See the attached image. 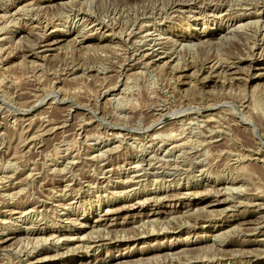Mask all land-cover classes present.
Wrapping results in <instances>:
<instances>
[{
	"label": "rangeland",
	"instance_id": "374dc122",
	"mask_svg": "<svg viewBox=\"0 0 264 264\" xmlns=\"http://www.w3.org/2000/svg\"><path fill=\"white\" fill-rule=\"evenodd\" d=\"M203 2L0 0V264H264V0Z\"/></svg>",
	"mask_w": 264,
	"mask_h": 264
},
{
	"label": "bare ground",
	"instance_id": "6f19581e",
	"mask_svg": "<svg viewBox=\"0 0 264 264\" xmlns=\"http://www.w3.org/2000/svg\"><path fill=\"white\" fill-rule=\"evenodd\" d=\"M46 1H48V2H55V0H46ZM207 1H209V0H207ZM210 1L213 2V1H215V0H210ZM175 2H176V0H175ZM178 2H179V1H178ZM178 2H177V3H178ZM204 2H205V0H204ZM204 2H203V4H204ZM209 3H211V2H209ZM216 3H217V1H216ZM216 3H214V4L216 5ZM220 3H221V0H220ZM220 3H219V5H221ZM223 3H224V2H223ZM227 3H228V2H227ZM227 3H226V1H225L224 4L227 5ZM56 4H57V3H56ZM145 4H146V3H145ZM23 5H24V4H23ZM173 5H174V4H173ZM200 5H202V4H200ZM207 5H208V4H207ZM210 5H211V4H210ZM212 5H213V4H212ZM228 5H229V4H228ZM231 5H232V4H231ZM231 5H230V6H231ZM243 5H244V4H243ZM174 6H175V5H174ZM179 6H180V4H179ZM198 6H199V5H198ZM198 6H197V7H198ZM202 6H204V5H202ZM205 6H206V5H205ZM230 6H229V7H230ZM144 7H145V6H144ZM199 7L201 8V6H199ZM213 7H214V6H213ZM215 7H216V6H215ZM173 8H174V7H173ZM207 8H208V7H207ZM220 8H221V7H220ZM224 8H225V7H224ZM226 8H227V7H226ZM236 8H237V7H236ZM133 9H134V8H133ZM158 9H159V8H158ZM165 9H166V8H165ZM190 9H191V8H190ZM214 9H215V8H214ZM233 9H234V7H233ZM205 10H206V9H205ZM217 10H218V9H217ZM217 10H216V11H217ZM219 10H220V9H219ZM19 11H20V10H19ZM161 11H162V10H161ZM161 11H160V12H161ZM207 11H208V10H207ZM211 11H212V10H211ZM229 11H230V10H229ZM233 11H234V10H233ZM226 12H228V11H226ZM235 12H236V11H235ZM254 12H255V11H254ZM220 13H221V12H220ZM256 13H257V12H256ZM182 14H183V13H182ZM235 14H236V13H235ZM250 14L252 15V13H250ZM12 15H13V14H12ZM246 15H249V13H248V14L246 13ZM251 15H250V16H251ZM250 16H249V17H250ZM252 16H253V15H252ZM255 16L258 17L257 14H256ZM255 16L253 17V19L255 18ZM232 17H233V16H232ZM235 17H236V16H235ZM237 17H239V15H238ZM202 19H203V18H202ZM232 19H234V17H233ZM241 19H244V18H241ZM234 20H235V19H234ZM239 20H240V19H239ZM259 20H260V19H259ZM47 21H48V20H47ZM235 21H236V20H235ZM249 21H250V20H249ZM256 21H257V20H256ZM228 22H230V21L228 20ZM233 22H234V21H233ZM237 22H238V21H237ZM245 22H246V21H245ZM245 22L242 23V24L245 25ZM247 22H248V21H247ZM247 22H246V23H247ZM254 23H256V22H254ZM259 23H262V22H259ZM239 24H240V23H239ZM248 24H250V22L247 23V27H248ZM251 24H252V23H251ZM47 25H48V24H47ZM229 25H230V24H229ZM229 25H228V26H229ZM256 25H257V24H256ZM38 26H39V25H38ZM224 26H226V25H224ZM224 26H222V27H224ZM230 26H231V25H230ZM238 26H239V27H236V28L239 29L240 26H241V24L238 25ZM244 27H245V26H243V28H244ZM256 27H257V26H256ZM45 28H46V27H45ZM138 28H139V27H138ZM220 28H221V27H220ZM228 28H229V27H228ZM236 28H235V29H236ZM241 28H242V27H241ZM241 28H240V29H241ZM243 28H242V29H243ZM245 28H246V27H245ZM259 28H260V26H259ZM46 29H47V28H46ZM46 29H45V30H46ZM233 29H234V28H233ZM240 29H239L238 31H240ZM247 30H248V29H247ZM247 30L245 29L244 34H245V36H246V35H247V36H250L252 33H249V31H247ZM260 30H261V29H260ZM260 30H259V31H260ZM56 31H57V30H56ZM229 31H230V29H229ZM229 31H227V32H229ZM233 31H234V30H233ZM51 32H52V31H51ZM231 32H232V31H231ZM234 32H236V31H234ZM234 32H232V33H234ZM242 32H243V30H242ZM225 33H226V32H225ZM258 33H259V32H258ZM130 34H132V32H130ZM130 34H129V35H130ZM211 34H213L212 31H210V33H206L205 36H208V35H211ZM48 35H50V34H48ZM242 35H243V34H242ZM254 36H255V35H254ZM42 37H43V36H42ZM49 37H50V36H49ZM195 37H198V36L196 35ZM208 37H209V36H208ZM40 38H41V37H40ZM40 38H39V39H40ZM47 38H48V37H47ZM47 38H46V39H47ZM65 38H66V37H65ZM201 38H202V37H201ZM59 39H60V38H59ZM71 40H72V39H71ZM152 40H153V39H152ZM189 40H190V39H189ZM57 41H58V40H57ZM62 41H63V39H62ZM187 42H188V41H187ZM190 42H191V40H190ZM43 43H44V42H43ZM51 43H52V42H51ZM57 43H58V42H55V43H53V45H54V44H57ZM142 44H143V43H142ZM50 46H51V45H50ZM164 46H165V45H164ZM256 46H257V45H255V47H256ZM260 46H261V45H260ZM260 46H259V47H260ZM260 49H261V47H260ZM262 50H263V52H264V49H263V48H262ZM262 50H261V51H262ZM148 52H149V51H148ZM150 52H151V51H150ZM171 53H172V52H171ZM257 53H258V52H257ZM261 53H262V52H261ZM262 54H263V53H262ZM248 55H249V54H248ZM154 56H155V55H154ZM258 56H259V55H258ZM260 56H261V55H260ZM149 57H150V56H149ZM252 57H253V56H252ZM259 58H260V57H259ZM251 59H252V58H251ZM236 62H237V61H236ZM248 62H249V61H248ZM253 62H254V61H253ZM249 63H250V62H249ZM145 64H146V63H145ZM228 66H229V65H228ZM236 66H237V65H236ZM258 66H259V65H258ZM229 67H231V66H229ZM263 74H264V73H263ZM259 76H260V75H259ZM185 127H186V126H185ZM184 167H185V166H184ZM170 197H171V196H170ZM215 201H216L215 204H216V203H220V202H222V200H221L218 196H217V198L215 199ZM213 202H214V201H213ZM213 202H212V203H213ZM212 203H211V204H212ZM209 204H210V203H209ZM134 206H135V205H134ZM114 212H115V211H114ZM113 214H114V213H113ZM50 235H51V234H50Z\"/></svg>",
	"mask_w": 264,
	"mask_h": 264
}]
</instances>
